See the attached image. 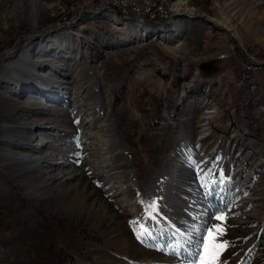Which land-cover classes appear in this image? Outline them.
<instances>
[{
  "label": "rangeland",
  "instance_id": "rangeland-1",
  "mask_svg": "<svg viewBox=\"0 0 264 264\" xmlns=\"http://www.w3.org/2000/svg\"><path fill=\"white\" fill-rule=\"evenodd\" d=\"M112 1L0 0V165L9 181L0 219L8 213L30 229L0 236V264H192L208 225L222 227L228 244L218 264H264V89L254 93L251 82L264 79V0H192V10L121 0L160 3L158 18ZM78 116L94 120L97 175L78 165ZM209 169L205 195L199 177ZM77 188L105 214L90 223L59 214L65 189ZM145 231L152 238L141 242Z\"/></svg>",
  "mask_w": 264,
  "mask_h": 264
},
{
  "label": "bare ground",
  "instance_id": "bare-ground-1",
  "mask_svg": "<svg viewBox=\"0 0 264 264\" xmlns=\"http://www.w3.org/2000/svg\"><path fill=\"white\" fill-rule=\"evenodd\" d=\"M115 4L116 7L120 8L122 7L123 5H121L120 3V0H115L114 2L112 1V4ZM177 5L181 6V5H186V7H191L190 9H194V7H192V0H178L177 2H175ZM186 8V9H187ZM182 11H179V13H181ZM182 14H185V13H181L180 15ZM191 14V13H190ZM118 16H116L115 14H113V18L112 20L113 21H118ZM219 26V25H218ZM221 26V25H220ZM228 31H230L229 29H227ZM37 63H38V66H44L45 64H47V60H43V59H38L37 60ZM17 104V103H16ZM83 109V107H81ZM85 115L86 112L85 110H80V115ZM78 115V114H77ZM78 120H80V123L82 124V127H78L76 129V133L78 135V141L80 140L83 145L81 146V148L79 149L77 155L79 154L80 158L78 159L79 163L78 165L82 168V171L83 173L86 172L87 170H90V171H94L95 174L97 175L96 173V169H95V163H96V160L98 161H102L99 157H97V145L98 143L96 144L95 141H91L92 139L95 140L94 138V134H91V133H95L93 132L94 129V126L93 124L91 123H94V120L93 118H88V119H84L81 121V117L78 116ZM41 121V119H35L33 120V124H39ZM32 123V122H31ZM89 126H87V124H89ZM18 124V123H17ZM19 125V124H18ZM17 127V126H16ZM86 128H88V130H86ZM18 133V132H17ZM21 133V132H20ZM18 136V135H17ZM20 136V135H19ZM103 139V138H102ZM101 139V140H102ZM104 141V140H103ZM102 141V142H103ZM98 142V141H97ZM99 144H101L99 142ZM18 145H21V144H18ZM96 145V146H95ZM99 146V145H98ZM28 147H32L31 144H28ZM111 148V147H110ZM101 149V148H100ZM102 150V149H101ZM108 151V150H107ZM109 152V151H108ZM98 153V152H97ZM101 155V154H100ZM47 156H52V153H48L46 154V157ZM95 159H94V158ZM106 158V157H105ZM39 160V159H37ZM114 160V159H113ZM112 159L110 161H113ZM47 161V160H46ZM97 161V163H98ZM106 161V160H105ZM33 163V162H32ZM43 162H40V163H36L37 167L35 168H39L41 167L43 164ZM104 163V162H103ZM110 163V162H109ZM114 163V161H113ZM21 164H25V163H21ZM34 164V163H33ZM117 164V163H116ZM13 163L12 164H9L7 165L6 167L7 168H10L12 167ZM114 165V164H113ZM112 165V166H113ZM101 166V165H100ZM103 166V165H102ZM114 167V166H113ZM112 167V168H113ZM118 167V166H117ZM84 168V170H83ZM104 168V167H102ZM107 168V167H106ZM109 168V167H108ZM95 169V170H94ZM100 169V168H99ZM117 169V168H116ZM102 171V170H101ZM111 171V170H110ZM44 172V171H43ZM46 172V171H45ZM45 172L43 173V177L46 175L48 176L47 174H49V172ZM75 174H71L73 177L74 175H78V173L76 171H74ZM105 172V171H104ZM113 172V170H112ZM89 173V172H87ZM101 173V172H100ZM42 174V173H41ZM99 174V172H98ZM103 174V173H102ZM101 174V175H102ZM105 174V173H104ZM66 175V174H65ZM82 175V173L80 174V176ZM100 175V174H99ZM100 175V176H101ZM41 176V175H40ZM64 175H61V173H57L56 175H50V177L47 179V180H52L56 177H62ZM104 177V176H103ZM69 178H72V177H69ZM8 174L4 173V170L2 168V166L0 165V187H2L3 184H6L8 183ZM64 181H60L55 187L59 186V187H63L62 186V183ZM117 188V186H116ZM75 190V191H74ZM52 190L49 189L46 191V193H51ZM65 195L64 197L59 201V204H58V213L60 214V212H64V213H75V215L77 216H80L82 218H85L87 220L88 223L92 222L95 218H97L99 215V213L101 214H105L106 210L104 209H101L102 207H99L97 208L96 205H92L90 204V199L91 198H88L86 196L83 195V193L80 192L79 188L77 189H65ZM53 197H57V194L53 195ZM22 206L26 205V206H29V205H32V202H29L27 200H24L23 203H21ZM39 206V205H38ZM42 208V207H41ZM8 209V208H7ZM9 210V209H8ZM7 210V211H8ZM42 210V209H41ZM6 211V212H7ZM44 212H41L40 214L42 215V218L44 219V223L45 225H47L48 227H52L53 230L55 229L54 228V225L51 224V221H50V215L53 216V214L48 210H42ZM104 212V213H103ZM8 213L5 214V218L3 217V219H0V236L1 235H5V238L6 239H12L14 237V234L11 232V229L9 227H12L13 230L15 232H18L20 233L21 231L23 232H29L30 229L25 226L23 229H20L19 226H18V223H17V218L16 217H12V219L10 220L11 223H9V220L7 218V215ZM105 216V215H103ZM10 217V216H9ZM57 221H55V225L57 227H59V225L56 223ZM101 224V223H100ZM102 227V226H101ZM60 228V227H59ZM9 229V230H8ZM32 232H35L33 229H31ZM55 231V230H54ZM56 232V231H55ZM36 241H49L51 239V236L47 235V234H38L36 237H35ZM66 240H69V238H63V241H66Z\"/></svg>",
  "mask_w": 264,
  "mask_h": 264
},
{
  "label": "snow or ice",
  "instance_id": "snow-or-ice-1",
  "mask_svg": "<svg viewBox=\"0 0 264 264\" xmlns=\"http://www.w3.org/2000/svg\"><path fill=\"white\" fill-rule=\"evenodd\" d=\"M195 168L199 169L200 172H204L202 168H200L199 164L195 165ZM214 174L209 169L203 176L199 177L201 186L205 190V195H210L211 192L209 190V184L212 183V178ZM223 181H218V183H222ZM215 185H213L214 189ZM155 207V202L149 206ZM213 219L224 220L223 216H214ZM211 229V230H210ZM200 229H197L199 231ZM204 236L198 242L197 246V255L195 259L192 261V264H218L219 256L221 255L222 250H224L228 244L227 242H221L219 237L223 235L224 229L222 227L212 228V225H208L203 228ZM150 232H143L138 234V239H141V242H144L147 239H151ZM189 242H191V237L189 238ZM175 252V249H173Z\"/></svg>",
  "mask_w": 264,
  "mask_h": 264
},
{
  "label": "built area",
  "instance_id": "built-area-1",
  "mask_svg": "<svg viewBox=\"0 0 264 264\" xmlns=\"http://www.w3.org/2000/svg\"><path fill=\"white\" fill-rule=\"evenodd\" d=\"M121 5H124L123 8L120 9H125L126 13L129 14H135L140 18H143L146 15H154L156 18L161 17L164 15V8L160 7V3H153L152 4V8H145V9H140L139 7H133V8H126L125 5L127 4V2H122L120 0ZM254 68L253 69H258V68H262L261 66H263V63H252ZM251 64V65H252ZM252 68V66H251ZM248 77H250V75L247 73ZM254 81V82H253ZM254 85H256V88L254 90V93L256 92H260V89L263 90L264 89V79L261 82L260 79H255L251 81ZM251 83V84H252Z\"/></svg>",
  "mask_w": 264,
  "mask_h": 264
}]
</instances>
